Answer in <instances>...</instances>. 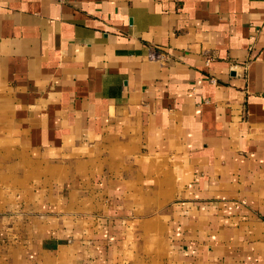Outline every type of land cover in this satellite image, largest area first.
Segmentation results:
<instances>
[{
	"label": "crops",
	"instance_id": "crops-1",
	"mask_svg": "<svg viewBox=\"0 0 264 264\" xmlns=\"http://www.w3.org/2000/svg\"><path fill=\"white\" fill-rule=\"evenodd\" d=\"M6 221L0 264H264V0H0Z\"/></svg>",
	"mask_w": 264,
	"mask_h": 264
},
{
	"label": "rangeland",
	"instance_id": "rangeland-1",
	"mask_svg": "<svg viewBox=\"0 0 264 264\" xmlns=\"http://www.w3.org/2000/svg\"><path fill=\"white\" fill-rule=\"evenodd\" d=\"M36 214H38V213H36ZM32 220H33V218H31ZM34 221V220H33ZM34 223V222H33ZM32 223V224H33ZM13 224V222L12 221H6V222H4L3 224H1V225H4V228H6L5 229V237H6V243L2 246V248L0 249V251L1 252H13L14 251V247H15V244L14 243H10L9 242V238H10V235H12V230L10 229V226ZM3 228V229H4ZM2 230V229H1ZM28 231V229H23V235H24V233L26 232V231ZM25 231V232H24ZM11 232V233H10ZM3 234H4V230H3ZM10 234V235H9ZM12 237V236H11ZM25 244H23L22 245V250H26V248H25Z\"/></svg>",
	"mask_w": 264,
	"mask_h": 264
},
{
	"label": "built area",
	"instance_id": "built-area-1",
	"mask_svg": "<svg viewBox=\"0 0 264 264\" xmlns=\"http://www.w3.org/2000/svg\"><path fill=\"white\" fill-rule=\"evenodd\" d=\"M151 57L152 58H155V59H163L164 57V55H163V53H161L160 51H158L156 48H152L151 49Z\"/></svg>",
	"mask_w": 264,
	"mask_h": 264
}]
</instances>
